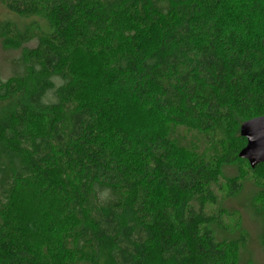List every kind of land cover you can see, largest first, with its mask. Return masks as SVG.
<instances>
[{"label": "trees", "instance_id": "16d2710c", "mask_svg": "<svg viewBox=\"0 0 264 264\" xmlns=\"http://www.w3.org/2000/svg\"><path fill=\"white\" fill-rule=\"evenodd\" d=\"M3 2L46 27L0 25V264H242L220 193L264 116V0Z\"/></svg>", "mask_w": 264, "mask_h": 264}, {"label": "rangeland", "instance_id": "374dc122", "mask_svg": "<svg viewBox=\"0 0 264 264\" xmlns=\"http://www.w3.org/2000/svg\"><path fill=\"white\" fill-rule=\"evenodd\" d=\"M6 0H0V25L10 24L19 32H40L45 29L46 24L42 19L33 17L26 18L12 14L4 5ZM0 32V76L2 79H8L14 72L12 61L19 57L20 53L10 49L7 45L6 38ZM37 45V41H32L29 47ZM76 71L81 72L85 69H96L98 63L82 61L77 59ZM240 134V133H239ZM178 136L185 140L189 147H194L195 152L209 153L212 145L197 135H193L185 129L178 130ZM222 179L221 198L225 201L223 206L233 214V217L226 220V224L234 228L235 224L240 225L245 233L249 235L247 250L243 253L242 264H264V246L261 240L264 237V166H258L252 169L249 162L238 158L233 160L230 156ZM238 181L241 185L239 191L235 194H229L231 191L230 184ZM27 195V194H25ZM27 217L32 221V225L43 224L41 215L34 211L33 203L26 204ZM39 215V216H37ZM57 223L54 220V223ZM55 225V224H54ZM58 228V227H56ZM239 228V227H238ZM63 229L60 227L58 233ZM58 230V229H57Z\"/></svg>", "mask_w": 264, "mask_h": 264}, {"label": "water", "instance_id": "95a60500", "mask_svg": "<svg viewBox=\"0 0 264 264\" xmlns=\"http://www.w3.org/2000/svg\"><path fill=\"white\" fill-rule=\"evenodd\" d=\"M240 135L247 144L239 153V158L249 162L252 169L264 164V116L243 123Z\"/></svg>", "mask_w": 264, "mask_h": 264}]
</instances>
